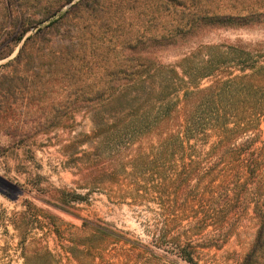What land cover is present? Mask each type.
<instances>
[{"label":"rangeland","instance_id":"374dc122","mask_svg":"<svg viewBox=\"0 0 264 264\" xmlns=\"http://www.w3.org/2000/svg\"><path fill=\"white\" fill-rule=\"evenodd\" d=\"M184 1L190 10L264 8V0ZM78 2L65 3L61 13ZM19 5L0 0V177L17 186L0 180V264H185L151 243L178 195L159 199L153 189L159 183L153 159L170 132L166 122L156 130L153 119L184 90L210 84L209 77L192 80L187 67L204 64L213 46L224 52L237 40L264 42V25L214 30L140 53L125 41L163 34L178 17L153 0H89L41 39L65 53L80 50L83 59L71 64L37 52V45L17 58L24 39L48 24H34L37 15L12 20L23 10ZM139 55L158 63L141 80L126 85L118 75L106 76L123 69V56ZM113 87L110 96L84 101L90 88ZM160 165L168 178L182 169L180 162ZM256 231L249 215L223 248L205 250L199 264H240Z\"/></svg>","mask_w":264,"mask_h":264},{"label":"trees","instance_id":"16d2710c","mask_svg":"<svg viewBox=\"0 0 264 264\" xmlns=\"http://www.w3.org/2000/svg\"><path fill=\"white\" fill-rule=\"evenodd\" d=\"M69 1L21 0L19 6L23 10L19 15L11 13L12 20L25 14L28 18L37 15L40 18L34 24H48L24 39L17 58L32 53L37 45V52L58 60L65 57L71 64L83 59L80 50L74 48L65 53L50 40L41 42L48 34L46 29L89 0H79L61 13V8ZM153 2L177 16L178 21L169 24L163 34L150 39L140 34L133 42L125 41L126 47L139 49L140 53L148 47L175 46L194 35L214 30L252 29L264 25L263 7L226 13L208 8L190 10L184 0ZM26 31L24 28L19 33L14 44L22 40ZM218 46H213L217 49L204 64L184 68L192 80L209 77L210 84L184 90L179 101L170 100L153 119L156 130L166 122L170 131L153 159L154 175L159 180L153 189L159 199L169 193L178 195L166 209V216L151 243L170 249L185 264H199L205 250L223 248L235 235L240 222L250 215L256 220V236L240 264H264V132L260 128L264 116V42L237 40L226 44L224 52L218 51ZM3 57L5 55L0 54V59ZM185 60L189 58L182 61ZM157 64L142 55L134 59L123 56L120 59L123 69L116 75L108 73L106 76L118 75L119 80L128 85L141 80ZM131 65L133 69L129 70L127 67ZM114 89L90 88L84 101L101 100L112 95ZM199 145L201 148L197 147ZM162 162L170 166L180 162L182 169L168 178L165 171H160Z\"/></svg>","mask_w":264,"mask_h":264},{"label":"water","instance_id":"95a60500","mask_svg":"<svg viewBox=\"0 0 264 264\" xmlns=\"http://www.w3.org/2000/svg\"><path fill=\"white\" fill-rule=\"evenodd\" d=\"M0 180L4 181V182H5V183H7V184H10V185H12L14 188H17V186H15V185L11 184L10 182H8V181L4 180V179H3V178H1V177H0ZM14 199H15V198H14Z\"/></svg>","mask_w":264,"mask_h":264}]
</instances>
